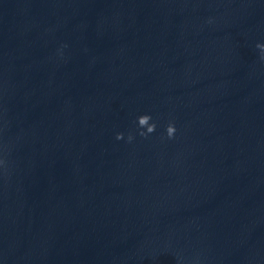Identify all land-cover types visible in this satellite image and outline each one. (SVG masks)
I'll use <instances>...</instances> for the list:
<instances>
[{"label":"clouds","instance_id":"1","mask_svg":"<svg viewBox=\"0 0 264 264\" xmlns=\"http://www.w3.org/2000/svg\"><path fill=\"white\" fill-rule=\"evenodd\" d=\"M257 48H259L261 50V58L264 59V44H258ZM152 120V117L150 115L144 114V115H140L137 117V124L139 126L140 129H146L145 131H141L140 135H146V134H151L155 131L156 129V125L155 123H150V121ZM176 132L175 126L173 124H168L167 128H166V133L168 135L169 138L173 137L174 134ZM118 140L123 138V134H117L116 137ZM132 137L129 136V139H131Z\"/></svg>","mask_w":264,"mask_h":264}]
</instances>
